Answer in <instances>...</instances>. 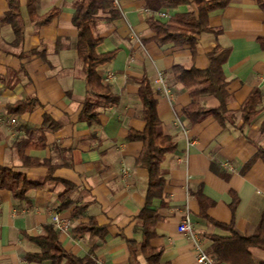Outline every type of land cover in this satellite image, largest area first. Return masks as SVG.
<instances>
[{"label":"crops","instance_id":"1","mask_svg":"<svg viewBox=\"0 0 264 264\" xmlns=\"http://www.w3.org/2000/svg\"><path fill=\"white\" fill-rule=\"evenodd\" d=\"M30 1L19 0L25 32L19 42L4 21L9 3L0 0V165L41 186L24 200L0 190V264H67L28 259L41 252L33 238L43 236L55 214L70 222L58 231L63 249L93 264H151L144 246L160 254L159 264H198L194 243L178 232L186 214L206 250L211 237L231 235L217 224L253 235L264 213V12L258 0H219L225 5L208 20L213 32L202 33L194 50L157 44L149 19L168 20L194 12L195 5L162 11L168 17L161 18L146 0H114L116 15L101 11L93 33L102 38L98 54L115 53L98 74L116 101L92 97L98 112L92 120L83 114L91 96L73 24L79 0H34V15ZM54 10L48 23H39ZM217 49L229 51L223 64L230 96L226 123L213 116L190 123L183 111L192 101L215 109L220 101L209 94L192 98L176 72L207 70ZM108 73L114 74L110 82ZM143 81L157 100L160 135L173 142L160 165L162 196L151 199L149 170L138 162L144 142L130 139L146 129L139 95ZM254 90L262 101L245 124L241 108ZM32 99L38 102L33 109L6 115L10 106ZM10 118L18 121L14 130ZM28 135L34 147L25 156L49 164L23 163L15 143ZM68 187L72 202L63 209L60 195ZM91 223L102 233L77 231ZM250 252L264 261V249Z\"/></svg>","mask_w":264,"mask_h":264},{"label":"trees","instance_id":"2","mask_svg":"<svg viewBox=\"0 0 264 264\" xmlns=\"http://www.w3.org/2000/svg\"><path fill=\"white\" fill-rule=\"evenodd\" d=\"M9 11L4 17V21L11 25L17 41H22L25 36L24 26L21 20L19 0H7ZM31 0V15H34ZM114 0H79L74 3L73 24L78 29V57L82 62L86 83L89 87V95L84 102L83 114L89 119H94L98 112L92 97L103 98L108 103L116 101L115 97L108 92V87L102 83L98 74L99 67L113 60L115 53L98 54L96 48L102 42V38L93 33V26L99 19V13L108 12L116 15L113 9ZM260 8L264 12V0H258ZM147 8L153 13H159L168 9H174L180 5L193 4L196 10L191 13L177 14L168 20L149 19V25L154 31V41L163 46L173 44L175 46L189 45L193 50L198 43V38L202 33L213 32L209 27V15L211 12L223 7L225 2L219 0H146ZM56 10L49 12L39 23H48L54 16ZM264 45V40L262 41ZM228 50H215L210 55L211 66L204 71L181 68L176 72V78L190 90L192 98L203 94L215 96L220 101V107L205 108L192 101L184 108L183 115L190 123H198L208 116H213L220 124L225 125V115L228 113L227 104L229 94L227 92V82L225 79L223 64L228 57ZM207 85L205 88H200ZM140 98L143 104V120L146 122V129L143 133H131L130 139H138L144 142V150L138 162L148 168L150 173L148 197H161L165 179L161 176L160 165L163 157L169 153L173 147L170 137L160 135L161 121L157 114V100L153 90L147 81H143L140 88ZM262 101V94L259 90H254L241 108L242 118L245 124L255 115ZM38 105L36 100H26L19 102L8 108L6 115L15 117L19 113L31 110ZM2 121H0L1 124ZM48 122V120H47ZM46 122V123H47ZM50 126V125H49ZM29 131H27L28 133ZM27 138H18L15 148L19 153L23 163L30 164H49L43 161L38 163L25 156V150L34 145ZM1 142V135H0ZM55 167L51 166V172ZM41 184L37 181L28 179L24 174L11 168L0 165V190H9L16 200H24L29 190L38 188ZM71 188H67L60 195L61 208L65 209L71 205L69 194ZM148 212V209H147ZM144 212L145 214L147 213ZM149 218V217H147ZM231 233L228 237H211V245L207 248L209 255L215 256L219 264H264V261L255 259L250 252L251 248L264 249V213L262 218L251 236H243L237 232L233 226L217 224ZM78 232H88L91 234L102 233L101 229L95 224H82L77 229ZM41 248L40 253L29 254L31 261L42 262L52 260L60 262L66 260L67 264H93L90 258L80 259L66 252L59 242V233L53 225L45 227V233L39 238H33ZM147 259L151 264H159L160 254L146 246Z\"/></svg>","mask_w":264,"mask_h":264},{"label":"built area","instance_id":"3","mask_svg":"<svg viewBox=\"0 0 264 264\" xmlns=\"http://www.w3.org/2000/svg\"><path fill=\"white\" fill-rule=\"evenodd\" d=\"M158 15L161 18L168 17L167 12H159ZM135 38L137 41L140 42V38L138 36H135ZM113 78H114V74L108 73L105 80L106 82H110ZM159 82L161 83L162 86L165 87L162 75H160ZM0 121H4L2 115H0ZM9 124L11 130L12 129L14 130L18 126V121L16 118H10ZM123 173L127 174V170L123 171ZM52 225L57 231H66L70 226V222L63 219L60 215L55 214L53 215L52 218ZM178 232L189 238L194 243V248L196 252V261L198 264H218L217 258L207 253L200 237L195 233L193 223L191 222V219L188 214L184 215V217L180 221L178 225Z\"/></svg>","mask_w":264,"mask_h":264}]
</instances>
